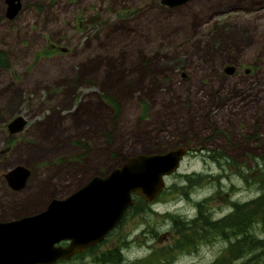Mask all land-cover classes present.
<instances>
[{
    "label": "rangeland",
    "instance_id": "rangeland-1",
    "mask_svg": "<svg viewBox=\"0 0 264 264\" xmlns=\"http://www.w3.org/2000/svg\"><path fill=\"white\" fill-rule=\"evenodd\" d=\"M20 1L10 20L0 0L11 53L0 68V220L42 211L132 154L186 146L150 208L138 203L92 250L119 245L128 264L173 245L167 213L190 219L204 202L221 218L260 193L264 0ZM17 116L26 125L8 138ZM17 166L26 183L14 190L5 175ZM252 231L264 239V224ZM226 247L216 235L150 264H210ZM85 255L60 264H96Z\"/></svg>",
    "mask_w": 264,
    "mask_h": 264
},
{
    "label": "water",
    "instance_id": "water-1",
    "mask_svg": "<svg viewBox=\"0 0 264 264\" xmlns=\"http://www.w3.org/2000/svg\"><path fill=\"white\" fill-rule=\"evenodd\" d=\"M14 1L7 0L10 17L19 8ZM188 1L160 3L174 8ZM25 122L17 116L8 125L10 132L21 131ZM187 152L186 146H179L163 153L132 154L104 177L94 176L70 195L52 198L44 210L0 221V264H55L98 244L119 224L134 196L149 202L158 197L165 178L177 171ZM21 170L17 166L5 175L12 189L26 183Z\"/></svg>",
    "mask_w": 264,
    "mask_h": 264
},
{
    "label": "trees",
    "instance_id": "trees-1",
    "mask_svg": "<svg viewBox=\"0 0 264 264\" xmlns=\"http://www.w3.org/2000/svg\"><path fill=\"white\" fill-rule=\"evenodd\" d=\"M263 171L264 169L259 170V174L256 177L258 180L257 184H260V193L243 204L233 202V212L221 218L213 219L208 214L204 202L197 205L198 211L190 219H184L179 215L167 213L166 216L171 219L175 234L173 245L169 246L166 250H158L159 252H154L148 257L137 259L128 264H150L154 259L160 258L171 260L173 251H194L200 243L209 242L216 235L224 238L227 242V247L225 253L217 257L210 264H264V239L252 231L254 224H264ZM106 174L101 176H105ZM262 177L263 179H261ZM186 178L188 181H195L197 183L200 181L198 176L191 178L187 175ZM140 202H143L142 208L145 206L150 208L148 201L134 196V203L127 211H140L141 209L137 208V204ZM94 247H89L85 251L92 254L90 256L96 264H119L123 259L119 245H117V249L114 248V250L95 254L92 251ZM86 253H80L79 255L82 256ZM166 263L169 264L168 261Z\"/></svg>",
    "mask_w": 264,
    "mask_h": 264
},
{
    "label": "flooded vegetation",
    "instance_id": "flooded-vegetation-1",
    "mask_svg": "<svg viewBox=\"0 0 264 264\" xmlns=\"http://www.w3.org/2000/svg\"><path fill=\"white\" fill-rule=\"evenodd\" d=\"M4 2H5V4H6V7H5V17L7 18V19H10V20H12V19H15L16 17H17V13H19V10H21V1L20 0H15L14 1V3H19V8H18V10H17V12L13 15V16H8V14H7V11H8V5H9V3H7V0H4ZM17 3V4H18ZM12 15V14H11ZM52 46H53V49L52 50H55V49H58V48H60V47H58L57 45H54V44H52ZM60 49H62V48H60ZM62 50H65V49H62ZM9 52V51H8ZM7 51H5L4 49H2L1 47H0V68H3V67H9L10 65H11V63H10V54L8 53ZM37 55H41V51H39L38 53H37ZM37 58H40V57H37ZM13 120V118L9 121V122H7L6 123V125H5V130H6V133H7V135H8V138H9V136H13V134L14 133H11L10 132V129H9V123L11 122ZM25 125H26V122H25ZM25 125H24V127H25ZM24 127H23V129H24ZM51 201V200H50ZM49 201V202H50ZM48 202V203H49ZM48 203H47V205H48ZM47 205L45 206V208L47 207ZM44 208V209H45ZM43 209V210H44ZM62 245H66V243H62ZM99 247V246H98ZM98 249V248H97ZM115 249H117V247L115 248ZM88 255H79L78 253L77 254H75L74 256H72L69 260H66V262H71V261H74V260H79V259H83V258H85V257H87ZM79 257H82V258H79ZM91 257V256H90ZM92 258V257H91ZM84 260V259H83ZM94 260V259H93ZM63 262H65V261H59V263H57V264H60V263H63Z\"/></svg>",
    "mask_w": 264,
    "mask_h": 264
},
{
    "label": "bare ground",
    "instance_id": "bare-ground-1",
    "mask_svg": "<svg viewBox=\"0 0 264 264\" xmlns=\"http://www.w3.org/2000/svg\"><path fill=\"white\" fill-rule=\"evenodd\" d=\"M146 154H149V153H146ZM21 173H22V170H21ZM107 173H108V172H107ZM95 176L104 177V176H101V175H95ZM93 177H94V176H93ZM93 177H92V178H93ZM92 178H91V179H92ZM91 179H90V180H91ZM90 180H89V181H90ZM89 181H87V182H89ZM87 182H86V183H87ZM86 183H85V184H86ZM85 184H84V185H85ZM82 186H83V185H82ZM82 186H81V187H82ZM79 188H80V187H79ZM79 188H78V189H79ZM75 191H76V190H75ZM69 195H70V194H69ZM48 204H49V203H48Z\"/></svg>",
    "mask_w": 264,
    "mask_h": 264
}]
</instances>
